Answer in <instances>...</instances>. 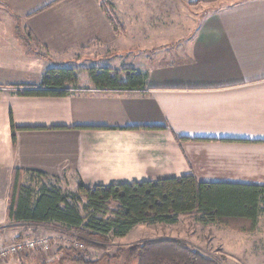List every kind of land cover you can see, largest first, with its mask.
Wrapping results in <instances>:
<instances>
[{
  "label": "crops",
  "instance_id": "0c3cea01",
  "mask_svg": "<svg viewBox=\"0 0 264 264\" xmlns=\"http://www.w3.org/2000/svg\"><path fill=\"white\" fill-rule=\"evenodd\" d=\"M100 1L0 0V246L33 236L52 244L55 226L62 227L8 222L14 170L40 172L73 189L78 181L94 187L188 176L264 187V0L197 5L199 19L185 35L129 54L128 31L156 30V0H108L127 31L121 36ZM53 67L76 70L84 91L16 94L14 86H38ZM91 68L132 69L147 75L146 86L95 89L86 75ZM261 221L248 234L252 241ZM241 235H220L227 258H211L251 264L264 255V240L246 244Z\"/></svg>",
  "mask_w": 264,
  "mask_h": 264
},
{
  "label": "trees",
  "instance_id": "16d2710c",
  "mask_svg": "<svg viewBox=\"0 0 264 264\" xmlns=\"http://www.w3.org/2000/svg\"><path fill=\"white\" fill-rule=\"evenodd\" d=\"M198 1L195 4L213 3ZM100 7L115 35L126 33L108 0ZM31 47V46H30ZM34 55L48 60L46 54ZM95 89L139 91L147 75L132 69L120 72L108 68L86 71ZM25 97H65L79 88L78 72L65 67L47 69L38 86H14ZM1 93V90H0ZM12 142L17 130L11 118ZM60 181L34 171L14 170L6 211L10 223L60 224L86 240L91 237H125L140 225H174L177 217L195 214L203 225H219L239 233H254L264 209V187L234 184L199 183L192 176L158 181L85 187L77 182L75 192L65 193ZM83 201V203H82ZM20 240V238H17ZM57 264H220L180 240H151L118 249L113 258L89 261L72 248L58 250Z\"/></svg>",
  "mask_w": 264,
  "mask_h": 264
},
{
  "label": "rangeland",
  "instance_id": "374dc122",
  "mask_svg": "<svg viewBox=\"0 0 264 264\" xmlns=\"http://www.w3.org/2000/svg\"><path fill=\"white\" fill-rule=\"evenodd\" d=\"M210 4L213 3L198 5ZM195 6L197 5H186L179 0H156L155 10L158 24L156 30L128 31V37L125 38L126 45L124 46L126 54L130 53V48L142 49L150 45H156L165 39L166 36L185 35L192 24L199 19V12L194 9ZM142 8L148 10V3L146 7ZM164 22L168 23L164 24ZM59 187L67 194L75 192L73 186L66 182H60ZM262 210L258 217L263 220L264 209ZM261 222V230H259V234L253 235V238H255L253 241L251 235H248L249 233H239L236 230L219 225H203L197 221L195 214L178 216L174 225H140L132 229L123 238L109 235L107 237H91L82 240L75 232L66 230L63 226L54 225L57 229L54 230V238L48 253L44 254L38 251L25 252L8 258L0 262V264H57L59 258L58 250L67 248H72L74 253L83 256L89 261H96L105 257L104 261L107 262L106 260L113 258L118 249H126L139 243L161 239L180 240L207 256L222 259L227 258V255L222 251L220 235L228 232L238 233L242 234V240L248 237L246 244L250 242L256 244L257 240L261 243L264 240V223L263 221ZM260 236L263 237L261 238ZM33 237L35 238V236ZM122 262V259L119 262L112 260L110 264H122ZM251 264H264V255H254Z\"/></svg>",
  "mask_w": 264,
  "mask_h": 264
},
{
  "label": "built area",
  "instance_id": "2783aa9c",
  "mask_svg": "<svg viewBox=\"0 0 264 264\" xmlns=\"http://www.w3.org/2000/svg\"><path fill=\"white\" fill-rule=\"evenodd\" d=\"M84 91L80 88L73 89L71 92ZM51 243L47 237L23 238L11 244L0 246V262L22 254L25 252L38 251L40 253H48Z\"/></svg>",
  "mask_w": 264,
  "mask_h": 264
}]
</instances>
